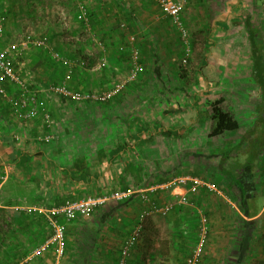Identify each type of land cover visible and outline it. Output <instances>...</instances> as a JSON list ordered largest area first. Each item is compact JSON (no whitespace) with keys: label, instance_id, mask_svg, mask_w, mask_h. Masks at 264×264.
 Returning a JSON list of instances; mask_svg holds the SVG:
<instances>
[{"label":"crops","instance_id":"0c3cea01","mask_svg":"<svg viewBox=\"0 0 264 264\" xmlns=\"http://www.w3.org/2000/svg\"><path fill=\"white\" fill-rule=\"evenodd\" d=\"M81 1L89 20L80 22V37L96 53L66 58L85 66L64 67L50 57V41L63 36L53 29L56 18L40 15L28 20L50 27L34 35L48 37L46 48L27 47L14 62L40 111L25 121L0 109V264H118L139 224L125 264H185L202 218L207 232L196 264H264V0H187L182 19L191 54L183 67L179 35L155 1ZM93 11L100 22L91 21ZM133 49L141 70L110 101L73 106L48 94L67 73L74 90L110 89L132 68ZM6 87L17 95L16 86ZM213 107L236 129L211 135ZM44 135L52 136L47 144L36 139ZM186 174L217 192L175 187L142 199L147 186ZM126 190L129 199L67 222L62 256L50 246L25 260L51 235L39 210Z\"/></svg>","mask_w":264,"mask_h":264},{"label":"built area","instance_id":"2783aa9c","mask_svg":"<svg viewBox=\"0 0 264 264\" xmlns=\"http://www.w3.org/2000/svg\"><path fill=\"white\" fill-rule=\"evenodd\" d=\"M156 2L162 14L167 17L175 30L177 31L180 42L183 48V56L181 58V66H185L191 54V41L188 35L186 26L182 19V10L187 3V0H153ZM264 5V4H263ZM4 16L0 15V40L4 34ZM133 39V38H132ZM34 47L37 49H45L47 46V38L37 37L31 33H26L21 36L19 42H12L4 47L0 48V95L5 97L12 108L15 115H21L23 120L29 121L35 119L39 114V109L36 104H34L35 99L32 96L30 85L22 78V76L17 72L15 67V60L19 57V53L27 47ZM50 57L55 61L60 63L64 67L71 66H85L83 60L71 61L61 55L57 51H50ZM138 57V49H133L132 60L133 66L124 80L116 82L110 89L103 92H92V91H82L74 90L69 86L70 75L65 74L64 77L57 83H53L48 86V94H53L54 96L61 97L64 100L69 101L72 104L82 105L87 103H105L113 99L119 92L123 89L126 82H132L135 80L137 74L141 70V66L137 65L135 60ZM104 64L101 63V67ZM3 81L9 82L18 88V94L16 96L8 95L4 88L1 86ZM46 122L49 121L50 115L46 112L43 116ZM39 142L49 143L52 140V136L44 135L36 138ZM187 188L188 191L196 192L197 189L203 188L212 192H217L216 187L204 180L186 174L179 175L170 178L167 182L163 184H151L141 191L142 199L148 200V195H151L157 191L165 190L168 188ZM134 193V192H133ZM132 196V191H114L106 195L100 196H88L79 200H66L59 206H53L46 211H40L41 214L45 215L48 224L51 226V235L45 241L38 244L35 248L31 250L25 260L37 256L48 247L53 246L56 256L59 258L64 253V240L66 232V224L68 221L75 219L77 216L86 215L108 201H124ZM176 203L183 204L185 200L183 197L176 198ZM173 207L172 203H169L162 209V213L168 211ZM141 231V224L135 228L132 235L126 242L125 247L121 252V258L118 264H125L124 257L127 253V248L133 246L139 237ZM207 232V226L205 219H201L200 225V236L197 244L195 245L190 257L185 261V264H196L198 258L201 255L202 248L205 242V235Z\"/></svg>","mask_w":264,"mask_h":264},{"label":"rangeland","instance_id":"374dc122","mask_svg":"<svg viewBox=\"0 0 264 264\" xmlns=\"http://www.w3.org/2000/svg\"><path fill=\"white\" fill-rule=\"evenodd\" d=\"M5 3V4H4ZM6 3L13 6V20L14 22H9L8 29L3 34V37L0 40V48L4 47L5 45L9 44L10 42L16 41L21 38L22 35L26 33H31L36 35L39 32H48L50 27L46 26L45 24L39 26L32 25L28 19H33L35 17L40 16H50L55 22L59 23V26H51L54 30L59 31L62 34V39L57 41L54 39L52 42L50 41L49 46H51L54 51L63 52L66 46L69 53L66 52H59L64 57H67L68 54H73L74 58L80 56L82 50L86 52L94 53V45L92 41H83L82 34H83V26L80 25V22H85L88 19L87 10L84 5V2L81 0H51V4H47L46 0H0V15H4L6 12ZM47 6L42 8L44 5ZM89 20V19H88ZM49 21H51L49 19ZM90 23V22H89ZM86 27V26H85ZM58 32V33H59ZM188 32V30H187ZM189 35V32H188ZM190 37V36H189ZM48 38V37H47ZM86 37H84L85 40ZM49 40V39H48ZM47 40V41H48ZM98 47H102L103 45L96 43ZM182 46V45H181ZM63 47V48H62ZM39 49L36 48V51ZM78 51V53H76ZM96 53V52H95ZM98 53V52H97ZM47 54V53H46ZM139 50H138V57L135 60L137 65H140V57H139ZM46 56V55H45ZM182 58V57H181ZM180 58V61H181ZM19 64L20 62H16ZM104 65L105 63L102 62ZM133 65V60H132ZM188 65V61L187 64ZM141 66V65H140ZM21 66L17 65L16 69L18 73L21 71L19 68ZM22 76V73H19ZM24 79V77L22 76ZM28 83V81L25 79ZM17 91V89L15 88ZM15 91V92H16ZM18 94V93H15ZM173 142V140H171ZM198 143H201V140H198ZM171 147L169 148V152H171ZM183 153L191 154L193 151L191 149L184 148L181 150ZM191 152V153H190ZM153 158L149 161L152 162ZM155 161V158H154ZM153 161V162H154ZM188 162L182 161L183 167L187 165ZM181 164V165H182ZM50 235V234H49ZM49 238V236L47 237ZM45 238L44 241L47 239ZM43 241V240H42ZM31 252V251H30Z\"/></svg>","mask_w":264,"mask_h":264},{"label":"trees","instance_id":"16d2710c","mask_svg":"<svg viewBox=\"0 0 264 264\" xmlns=\"http://www.w3.org/2000/svg\"><path fill=\"white\" fill-rule=\"evenodd\" d=\"M14 2V0H13ZM13 6L11 7H8L6 6V12L5 14L3 15L4 16V19H5V22L4 24L7 25V22H11L12 18H13ZM160 10V9H159ZM90 14V19L91 21L94 20L95 22H100V20L97 18V16L95 14H97L96 11H93L92 15L91 13ZM122 15V14H121ZM120 15V18H123L124 14L121 16ZM117 24V23H116ZM117 26L119 27V25L117 24ZM116 27V28H118ZM121 30V29H120ZM5 29H4V33H5ZM42 52V51H41ZM78 53V51L76 52ZM50 60V59H49ZM4 83L1 84V86L4 88L5 92L10 94V91H8L6 88V83L7 85H9L10 83L7 82V81H3ZM57 83V82H56ZM29 84V83H28ZM11 85V84H10ZM30 89H31V86H30ZM8 100L5 98V97H2V95H0V109L2 110V113L3 115H6L7 114V111L9 113H11L12 111V108L10 107L9 103L7 102ZM70 103V102H68ZM72 103H70L71 105ZM91 104H94V103H87V104H83L84 106H89ZM103 104V103H101ZM73 106H77V104H72ZM6 107V108H5ZM74 109H71V111H73ZM76 110V109H75ZM213 120H214V125L211 129V135H219L221 134L222 132L224 131H231V130H234L236 129L237 127V122L228 114V113H225L223 111L220 110V108H217V107H213ZM60 204H56L55 206H59ZM54 206V205H53ZM54 206V207H55ZM65 235H66V232H65ZM43 242V241H42ZM65 242V240H64ZM41 243V242H40ZM39 243V244H40Z\"/></svg>","mask_w":264,"mask_h":264}]
</instances>
